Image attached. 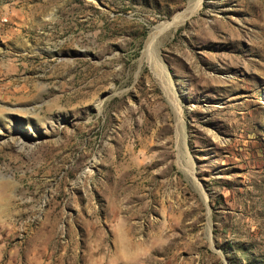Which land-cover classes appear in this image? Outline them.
I'll use <instances>...</instances> for the list:
<instances>
[{"label": "rangeland", "instance_id": "rangeland-1", "mask_svg": "<svg viewBox=\"0 0 264 264\" xmlns=\"http://www.w3.org/2000/svg\"><path fill=\"white\" fill-rule=\"evenodd\" d=\"M0 264H264V0H0Z\"/></svg>", "mask_w": 264, "mask_h": 264}, {"label": "bare ground", "instance_id": "bare-ground-1", "mask_svg": "<svg viewBox=\"0 0 264 264\" xmlns=\"http://www.w3.org/2000/svg\"><path fill=\"white\" fill-rule=\"evenodd\" d=\"M195 7V6H194ZM187 13V12H186ZM190 16V15H189ZM192 16V15H191ZM181 17V16H180ZM186 18V17H185ZM186 20V19H185ZM184 22V21H183ZM166 25V24H165ZM172 29V27H170ZM174 29V28H173ZM170 30V29H169ZM156 31V30H155ZM158 33V32H157Z\"/></svg>", "mask_w": 264, "mask_h": 264}]
</instances>
